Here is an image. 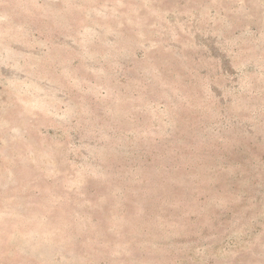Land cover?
<instances>
[{
	"label": "rangeland",
	"instance_id": "obj_1",
	"mask_svg": "<svg viewBox=\"0 0 264 264\" xmlns=\"http://www.w3.org/2000/svg\"><path fill=\"white\" fill-rule=\"evenodd\" d=\"M0 264H264V0H0Z\"/></svg>",
	"mask_w": 264,
	"mask_h": 264
}]
</instances>
